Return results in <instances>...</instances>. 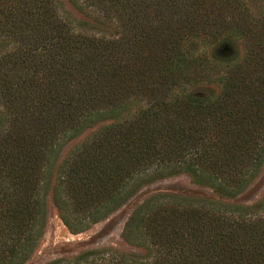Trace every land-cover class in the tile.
Segmentation results:
<instances>
[{"label":"trees","instance_id":"trees-1","mask_svg":"<svg viewBox=\"0 0 264 264\" xmlns=\"http://www.w3.org/2000/svg\"><path fill=\"white\" fill-rule=\"evenodd\" d=\"M82 4L0 0V264L30 259L48 197L79 234L181 174L216 199H143L121 232L142 255L46 264H264V197L233 202L264 165V0Z\"/></svg>","mask_w":264,"mask_h":264},{"label":"rangeland","instance_id":"rangeland-1","mask_svg":"<svg viewBox=\"0 0 264 264\" xmlns=\"http://www.w3.org/2000/svg\"><path fill=\"white\" fill-rule=\"evenodd\" d=\"M63 8L75 19L90 21L82 0H59ZM87 15V16H86ZM228 50L223 52L221 49ZM216 52L225 60L229 57L239 56L241 47L238 43L224 44L218 42L213 45L210 52ZM198 53V51H197ZM217 64L221 63L214 60ZM154 193L172 194L180 197H194L200 199H216L213 192L205 187L195 184L187 175H177L157 180L142 188L132 199L122 207L108 215L105 219L90 226L79 234H71L61 222L56 208L52 205L50 197L47 200V217L45 230L36 250L25 264H46L47 262L62 258L73 257L80 252L90 250L112 249L127 254L142 255V251L132 247L121 238L124 224L132 210L147 196ZM264 197V165L257 177L233 202L241 206H252Z\"/></svg>","mask_w":264,"mask_h":264},{"label":"water","instance_id":"water-1","mask_svg":"<svg viewBox=\"0 0 264 264\" xmlns=\"http://www.w3.org/2000/svg\"><path fill=\"white\" fill-rule=\"evenodd\" d=\"M228 49L226 48V47H223L222 49H221V51H223V52H225V51H227Z\"/></svg>","mask_w":264,"mask_h":264}]
</instances>
